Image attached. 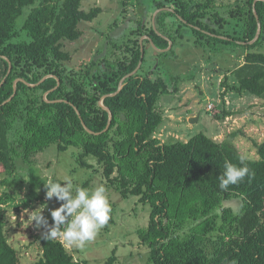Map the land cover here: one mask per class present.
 Returning <instances> with one entry per match:
<instances>
[{
    "label": "trees",
    "instance_id": "trees-1",
    "mask_svg": "<svg viewBox=\"0 0 264 264\" xmlns=\"http://www.w3.org/2000/svg\"><path fill=\"white\" fill-rule=\"evenodd\" d=\"M84 1L0 0V176H13L21 161L27 182L19 175L13 181L26 183L28 199L39 201L48 179L37 174L34 157L52 145L78 148L82 168L95 158L108 186L151 207L149 226L139 231L150 264H264V142L255 144L257 159H246L234 143L238 133L223 142L204 133L187 142L156 137L165 121L162 98L178 94L182 82L167 81L160 59L176 60L190 44L219 54L224 49L212 42L238 49L229 50L243 58L230 72L235 83L224 84L264 101V0H239L227 10L216 0L156 1L155 27L141 19L109 57L74 70L65 43L80 40V26L103 13L84 10ZM226 161L249 173L224 190ZM6 198L8 192L0 197V264H22L1 208ZM234 200L237 212L226 205ZM112 223L110 217L105 226ZM45 231L34 238L42 253L34 264H86ZM116 261L114 255L107 264Z\"/></svg>",
    "mask_w": 264,
    "mask_h": 264
},
{
    "label": "rangeland",
    "instance_id": "rangeland-1",
    "mask_svg": "<svg viewBox=\"0 0 264 264\" xmlns=\"http://www.w3.org/2000/svg\"><path fill=\"white\" fill-rule=\"evenodd\" d=\"M156 1L160 0L84 1V10L100 7L103 13L94 22L80 26L83 32L80 40L65 43V51L72 56L71 62L67 64L68 68L79 70L82 66L109 57L115 52L113 44L122 45L126 42L141 19L146 28L152 25L155 27V18L159 13L155 7ZM238 1L216 0V7L224 6L227 10ZM143 41L144 38H141L140 43ZM211 44V48L224 49V52L215 53L209 45L202 52L190 44L187 49L178 50V59H160L165 67L162 73L167 81L178 78L182 82L179 84L178 94L162 98L165 121L156 137L162 143L187 142L195 135L204 133L223 142L231 134L238 133L234 143L242 156L257 159L255 144L264 142V101L253 95H239L228 89L224 83L227 81L229 86H233L235 80L230 72L236 65L243 63V58H237L236 53L229 52L231 48L235 49L233 46ZM259 51L264 53V45ZM152 52L149 50V54ZM235 52L238 53V49ZM210 105L213 108L210 109ZM224 113H229V117L220 119V116H226ZM192 119L195 120L193 123ZM80 152L78 148L60 152L56 145H52L34 157L33 167L38 175L48 181H63L62 178L68 176L74 188L79 186L91 190L103 184L107 189L110 217L114 223L109 227L103 226L95 239L86 242L83 247L67 246L60 235L57 239L63 242L76 261L86 264H107L114 255L117 258L114 264H150L149 249L141 243L139 231L148 228L151 207L140 203L137 197L124 199L116 189L108 186L95 158L87 159L91 168H82L77 160ZM17 167L18 171L13 176H0V197L6 192L11 196L6 198L1 208L9 223L7 228L10 243L21 254L22 264H34L42 256L40 244L34 238L44 228H37L35 221L31 223L28 213L43 211V216H48L49 221L52 220L51 211L59 207L60 203L55 198L46 199L44 192L40 194L42 199L39 201H30L27 184L20 185L13 181L22 176L27 182L26 165L18 161ZM6 180L12 182L10 186L3 185ZM226 205L236 209V212L240 209L238 200Z\"/></svg>",
    "mask_w": 264,
    "mask_h": 264
},
{
    "label": "clouds",
    "instance_id": "clouds-1",
    "mask_svg": "<svg viewBox=\"0 0 264 264\" xmlns=\"http://www.w3.org/2000/svg\"><path fill=\"white\" fill-rule=\"evenodd\" d=\"M248 173L247 166L240 167L226 161L224 172L219 177L220 188L227 190L229 185L239 183ZM62 179L63 183L49 180L44 184L46 199L55 198L60 202V206L50 213L53 223L49 225L43 211H32L28 216L31 223L35 221L37 228L46 230V237L60 235L67 246L83 247L86 242L93 241L98 231L109 221L111 206L107 189L103 184L91 190L79 186L74 188L68 176Z\"/></svg>",
    "mask_w": 264,
    "mask_h": 264
},
{
    "label": "water",
    "instance_id": "water-1",
    "mask_svg": "<svg viewBox=\"0 0 264 264\" xmlns=\"http://www.w3.org/2000/svg\"><path fill=\"white\" fill-rule=\"evenodd\" d=\"M261 31H262V28H261V25H259V29H258V32H257L256 38H255V40H254L253 42H251V44L255 43V42L260 38ZM141 65H142V63L139 64V67H138L137 70L140 69ZM11 69H12V66L10 65L9 72H11ZM137 70H136V71H137ZM122 88H123V85L121 84V85H120V89H122ZM15 93H16V85H15ZM108 112H109V122H111V120H112V114H111V112H110L109 110H108ZM194 121H195L194 119L191 120L192 123H193Z\"/></svg>",
    "mask_w": 264,
    "mask_h": 264
},
{
    "label": "built area",
    "instance_id": "built-area-1",
    "mask_svg": "<svg viewBox=\"0 0 264 264\" xmlns=\"http://www.w3.org/2000/svg\"><path fill=\"white\" fill-rule=\"evenodd\" d=\"M209 107H210V109H211V108H213V106H212V105H210Z\"/></svg>",
    "mask_w": 264,
    "mask_h": 264
},
{
    "label": "crops",
    "instance_id": "crops-1",
    "mask_svg": "<svg viewBox=\"0 0 264 264\" xmlns=\"http://www.w3.org/2000/svg\"><path fill=\"white\" fill-rule=\"evenodd\" d=\"M262 104H264V103H262Z\"/></svg>",
    "mask_w": 264,
    "mask_h": 264
}]
</instances>
